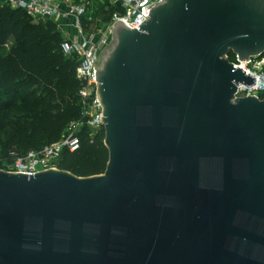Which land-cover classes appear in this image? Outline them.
<instances>
[{
  "label": "water",
  "instance_id": "obj_1",
  "mask_svg": "<svg viewBox=\"0 0 264 264\" xmlns=\"http://www.w3.org/2000/svg\"><path fill=\"white\" fill-rule=\"evenodd\" d=\"M95 63L104 172L0 168V264H264V0H161Z\"/></svg>",
  "mask_w": 264,
  "mask_h": 264
},
{
  "label": "trees",
  "instance_id": "obj_2",
  "mask_svg": "<svg viewBox=\"0 0 264 264\" xmlns=\"http://www.w3.org/2000/svg\"><path fill=\"white\" fill-rule=\"evenodd\" d=\"M72 1L86 5L88 12L81 22L88 29L94 19L93 11H89L91 0ZM99 5L107 22L119 10L108 0ZM30 18L23 8L0 0V110L12 108L17 101L33 109L27 124L0 145V168L10 159L11 151L24 152L56 142L71 120L82 118L77 56L63 52L66 37L56 20L32 22ZM229 57L234 59L235 54L231 52ZM79 135V148L65 150L59 167L78 175L104 172L109 159L104 127L92 131L85 125Z\"/></svg>",
  "mask_w": 264,
  "mask_h": 264
},
{
  "label": "built area",
  "instance_id": "obj_3",
  "mask_svg": "<svg viewBox=\"0 0 264 264\" xmlns=\"http://www.w3.org/2000/svg\"><path fill=\"white\" fill-rule=\"evenodd\" d=\"M13 7L23 8L31 17L58 19L60 17H73V23L78 28L74 36L66 37L62 42V50L68 56H77L76 73L82 81L79 90L81 116L69 122L61 139L47 143L39 148H30L20 152H10V159L4 162L2 168L10 171H23L35 173L37 171L59 167L65 150L75 151L79 148L81 137L80 129L87 125L92 131L103 126V105L98 96L97 68L95 63L101 61L102 50L113 40V25L122 19L130 27L139 26L149 15L151 7L147 5L161 0H114L112 3L119 6L112 19L108 21L99 32L85 29L81 18L87 14L84 3L67 2L64 9L62 0H5ZM235 67L239 66L256 77V82L250 86L240 82L237 95H258L264 97V53L261 56H252L241 60L237 55L231 59Z\"/></svg>",
  "mask_w": 264,
  "mask_h": 264
},
{
  "label": "rangeland",
  "instance_id": "obj_4",
  "mask_svg": "<svg viewBox=\"0 0 264 264\" xmlns=\"http://www.w3.org/2000/svg\"><path fill=\"white\" fill-rule=\"evenodd\" d=\"M72 0H69L68 2H71ZM103 0H91V7L89 8L90 12L93 11L94 13V19L92 23L89 26V29L93 32H99L102 30L107 23V21H104V13L100 8L99 2H102ZM110 2L114 0H108ZM64 2V9L67 4L65 0H62ZM30 20L32 22H39L40 20H47V18H36L31 17ZM55 20V19H54ZM64 34V32H62ZM65 35V34H64ZM33 109L28 107L27 104L17 101V103L10 109H2L0 110V145L6 141L9 136L19 129L22 125H26L27 121L30 120L28 117L30 115V112Z\"/></svg>",
  "mask_w": 264,
  "mask_h": 264
},
{
  "label": "crops",
  "instance_id": "obj_5",
  "mask_svg": "<svg viewBox=\"0 0 264 264\" xmlns=\"http://www.w3.org/2000/svg\"><path fill=\"white\" fill-rule=\"evenodd\" d=\"M73 17H60L56 19L59 28L64 32L65 37L74 36L78 33V28L73 23Z\"/></svg>",
  "mask_w": 264,
  "mask_h": 264
}]
</instances>
